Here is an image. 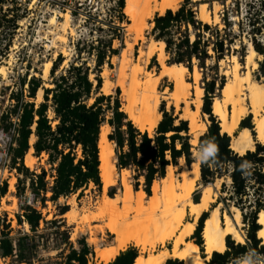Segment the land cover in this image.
<instances>
[{
    "label": "trees",
    "instance_id": "obj_1",
    "mask_svg": "<svg viewBox=\"0 0 264 264\" xmlns=\"http://www.w3.org/2000/svg\"><path fill=\"white\" fill-rule=\"evenodd\" d=\"M18 9V0H0L2 39L10 36L17 28ZM259 9L260 12L252 14L249 10L247 25L250 29L246 35L250 36L249 43L255 54L260 57L255 79L262 78L264 84V16L261 14L264 10V0H260ZM112 12L114 15L108 17L106 37L98 38L96 44L91 45L96 70L94 84L89 81L86 68L71 64L64 74L52 81L51 89H42V102L37 107L24 101L21 95L15 97L12 113L14 116L18 115V124L15 147L11 149V168L23 177L18 180L17 189L28 179V189L34 201H39L41 205L46 201V192L50 193L48 200L55 203L61 197L81 191L89 183L100 188L97 141L99 129L103 124H107L111 129L107 138L115 146L117 169L134 171L135 179L141 175L147 196L150 195L152 182L164 177L166 166L176 167L180 159L187 167L194 163L188 123L174 116L172 108L168 113L161 103V118L153 137L149 138L146 132H139L121 111L118 89L114 97L99 93L100 68L105 63L110 67V58L118 54L117 50L111 48V44L114 40L122 41L121 24L126 22L124 0H115V9ZM223 22L224 28L218 30L199 21L189 6V0H184L177 10H166L162 15L154 16L150 35L155 42L164 44V53L168 57L167 65L182 64L191 71L194 60L202 70L201 112L208 116L209 125L197 139L196 149L200 153L199 182L206 186L216 179L227 178L230 182L229 190L224 183L221 184L220 190L226 195L220 198V201L223 205L230 204L239 210L242 222L247 227L246 244H235L231 237L227 236L224 252H212L206 264H238L241 261L257 264L253 258L264 260V245L256 237L260 228L256 223L257 214L264 210V145L256 143L253 151H246L243 155L236 154L230 148V137L220 132L219 123L211 113L212 100L224 85V78L217 75V64L225 55L236 52L232 45L239 37L232 31L228 22ZM98 30L103 29L98 27ZM154 60L153 57L152 61ZM206 61H213V66H206ZM57 65L58 62L52 64V75ZM206 75H209V80ZM40 86L39 79L31 78L28 82L27 98L33 99ZM49 107L56 121L53 128L46 116ZM243 128H253L251 115L240 121L239 129ZM31 135L35 138L32 145L35 155L45 153L49 164L55 165V175L50 188L45 181L44 171L39 175L27 177L29 173L22 165L24 155L29 149L28 140ZM76 150L80 153L79 157L75 154ZM23 189L24 186L18 190V196L22 195ZM5 194L6 184L3 183L0 187V198ZM112 195L111 193L110 197ZM198 195V192L194 193L193 203H198ZM66 211L67 207L61 209L59 215ZM21 212L17 223H25L30 233L34 234L43 219L41 213L29 205H24ZM206 218V212L200 215L190 238L200 252L203 251L201 230ZM2 227L0 257H15L16 263L28 264L37 247L33 237L22 234L13 240L9 236L10 226L2 224ZM90 257H93L90 247L85 241H80L77 249L69 247L61 264H88ZM137 257V249L131 246L120 251L106 264H133ZM163 264L182 263L176 259H167Z\"/></svg>",
    "mask_w": 264,
    "mask_h": 264
},
{
    "label": "rangeland",
    "instance_id": "obj_2",
    "mask_svg": "<svg viewBox=\"0 0 264 264\" xmlns=\"http://www.w3.org/2000/svg\"><path fill=\"white\" fill-rule=\"evenodd\" d=\"M183 1L184 0H176L172 6V9L170 10H177L183 4ZM18 2L19 9L17 10V15L19 16V19L17 21V28L10 36H7L4 39L0 37V70L2 69L3 71L0 73V130L5 133L10 132L13 128L12 121H14L15 116L12 113V110L13 106L15 105V97L21 95L24 101L33 103L35 107H37L42 102V89H51L52 81L64 74L66 69L71 64L73 66H82L84 69L86 68L88 70V79L94 84L96 70L94 51L91 49V45H95L98 38L106 37V28L109 23L108 17L114 15L112 10L115 9V0H18ZM189 6L192 8L196 18L199 21L207 23L212 27H216L218 30H222L224 28L223 21H226L230 24L232 31L239 36L235 39V42L232 45V49H234L236 52H230L228 55H225L223 60L217 64V75L224 78V83H226L231 77L232 67L234 65L232 60L235 57L234 62H237V64H235L237 65L236 67L239 74L244 75L245 72H248L251 81L262 84V78L259 80L255 79L257 67L253 69L251 65L252 62L257 64V62L260 61V57L253 56L250 59V62L247 61V57L249 56L247 46L250 44V36L246 35L250 29V27L247 25L249 10L250 14L260 12V0H189ZM201 13L203 20H200ZM261 14L264 16V10H262ZM155 15L156 14H154L148 21L149 24H151V27H145L138 35L133 30H128L130 21L129 18L124 15L126 22L121 24L122 41L120 42L114 40L111 44V48L117 50L118 54L110 58V67H108V65L105 63L100 68L99 77L101 79V86L103 80L110 84L108 94H103L101 88L99 93L105 96L111 95L114 97L116 95V90L118 89V98L121 110L123 108L124 101L120 87H118V83H116L119 79L118 76H120L118 69L120 68L119 60L121 59V54L123 53L125 55L126 59L124 62L131 61L129 62V66L133 67V63L135 62L138 52L144 50L150 51V58L147 64L143 66V71L145 73H143L141 76L142 81L150 77L153 78L160 69V63L156 59L159 52V45L153 43L154 40L150 35L153 26L152 20ZM51 19L53 20L52 22L50 21ZM98 27L102 28L103 30H98ZM153 57L155 58L154 61H152ZM167 59L168 57L164 53V64H167ZM47 62L51 63V66L46 77H43L44 66L47 64ZM54 62H58V65L52 75L51 68ZM206 66H213V61H206ZM194 70L199 76L195 82L193 80ZM186 71L185 80L188 84V89L186 91L184 100H179L177 104H175L173 99L169 96V92L172 91L173 84L167 78L160 80L157 86V91L158 94H160V103L158 109H160V105L163 103L164 110L166 112L169 113L170 109L172 108L174 116H177L178 119L187 121L188 123V117L192 115V112L195 111V103L193 101L194 88L196 86V88L201 89L203 97V81L202 70L198 68L196 61H192L191 71ZM104 76L107 79H105ZM206 76L207 80H209V75ZM31 78L39 79L41 81V86L36 91L33 99L27 98L28 82ZM38 91L41 92V99H39L40 101L37 99ZM219 98L220 92L217 91L216 96L213 99ZM88 102L91 103V100ZM244 102L246 105L248 104L247 99ZM201 107L199 109L200 113L196 118V122L198 125L204 124L207 129L209 125L208 116L202 114ZM46 116L51 122V127L53 128L56 124V121L53 119L54 116L50 107L47 110ZM215 119L217 121L216 117ZM154 132L155 129L151 133L146 132V134L149 138H152ZM237 132L238 131L236 130L235 134ZM110 133L111 129L109 127L107 137ZM252 135H254V133ZM230 139L232 138L230 137ZM15 140L16 137H14V141ZM34 141L35 138L32 143L29 144L28 140L29 148H32ZM255 144L256 143H254V145ZM191 147L193 162L198 159L199 164L200 153L196 149L197 145L195 147ZM12 148L10 147L9 149V162L0 166V187L3 183L6 184V194L0 198V231H3L2 224L3 226L8 224L11 229V233L9 235L11 239L15 240L16 237L22 234H27L28 236L33 237V241L37 247L35 249L34 257L28 264H61L63 257L68 252L69 247L72 246L74 249H77L78 243L80 241H85L93 253V257H90L88 264H98L97 260L95 259L94 247L89 243V235L86 231V225H84L82 219L85 215L88 216L90 213L91 215L99 213V211L96 209V206L98 207L99 204L102 186H100L98 189L92 183H89L81 191L71 194L68 197H61L55 203H52L48 200L50 193L46 192V201L44 202V205H41L39 201H34L33 195L28 189V179L25 181L21 180L23 181V184L19 185L17 189L18 180L23 179V177L18 174L15 169L11 168L10 159ZM113 151L115 156V173L116 176H118L122 169L120 170L116 167L114 144ZM75 154L77 157L80 155L78 150L75 151ZM31 156L35 159V165L33 168L29 169L24 165V158L22 161L23 167L26 168L29 173L27 177L39 175L41 171H44L46 174L45 181L50 188L53 184V178L55 175V165L49 164L47 155L45 153L35 155V153L32 152ZM124 170L127 171L125 173V181L131 186L132 190L134 191V186H136L135 191L144 192L143 177L139 175L135 179L136 173L134 171L130 169ZM181 170L182 168L179 164V161L176 167L172 166L173 176L176 182L181 181ZM158 180L159 179H156L155 181L158 183ZM9 182H12V192L8 191ZM222 183H224L227 190H229L230 182L225 177L216 179L213 181V183L206 185L210 202L208 203L207 211L211 210L212 208H217L221 219H223V216L226 215L230 222L236 227L237 225L235 224L234 219L235 211L233 207L230 204L223 205L220 201V198L226 195L225 192H221L220 190ZM22 186H24L23 193L21 196H18V190ZM204 187L205 186L201 185L198 180L196 182L195 189L191 194V199H193L194 193L198 192L199 200ZM121 191L122 186L118 181L114 184V186L109 187L105 194L110 197V194L112 193L113 195L110 198H118L119 201L121 198ZM119 203L117 204V209L119 211L116 210L118 213L116 212L115 216H113L115 218L113 219L116 221L119 220L120 216L124 212L127 211L129 213V211H132L134 208L132 201L124 203L122 202L123 204L121 202ZM24 205H29L35 210L39 211L43 218L42 221L39 222L37 231L34 234L30 233L29 227L25 223H17V217L22 215L21 209ZM65 207H67V211L64 214L68 213V211H74L73 213L77 211L79 214L76 212V215H74V217L69 221L68 216L66 217L64 214L59 215V211ZM87 208L89 209V214H84L83 211H85ZM146 209L148 211L151 210L156 212L159 208L158 206L148 207L146 205ZM77 215H79V218H76ZM106 219L107 218H105L103 223L92 224L98 226L102 225L104 222H107ZM190 221L191 218L186 215V217L183 218L182 223ZM180 227L177 228V231ZM236 229L242 236V242L238 244H246L247 227L242 222L241 213L240 224L236 227ZM192 234L187 239L188 241H192L190 239ZM112 241L113 236L106 234L105 243H103L102 246H106L107 244L112 243ZM234 243L236 244L235 241ZM171 245V240H167L163 245H156L153 249L145 248L142 250L140 246H134L132 244L127 245V247H135L138 251V256L146 257L152 254H157L159 251L164 249L169 250ZM253 260L257 264H264V260L258 257L253 258ZM0 264L18 263H16L15 257H0ZM204 264H206V262Z\"/></svg>",
    "mask_w": 264,
    "mask_h": 264
},
{
    "label": "bare ground",
    "instance_id": "obj_3",
    "mask_svg": "<svg viewBox=\"0 0 264 264\" xmlns=\"http://www.w3.org/2000/svg\"><path fill=\"white\" fill-rule=\"evenodd\" d=\"M175 1L124 0L126 15L130 21L128 30H133L138 35L145 27H151L148 21L152 16L154 14L162 15L166 10L172 9ZM200 16V20H203L202 13ZM50 21L52 22L53 20L51 19ZM153 43L159 45L156 59L160 63V69L153 78L141 80V76L145 73L143 66L147 64L150 58L151 53L149 50L138 52L133 67L129 66L131 61L124 62L126 58L122 53L119 60L120 68H117L120 76H118L119 79L116 83L120 87L124 101L121 111L141 133H151L161 118L158 109L160 94L157 91V86L161 79L167 78L173 84L169 96L175 104L179 100L185 99L188 89V84L185 80L187 69L182 64H164V44L155 41ZM247 49L249 52L247 61L250 62L253 56L259 57L253 51L251 45L248 44ZM234 58L232 60L234 65L231 77L219 91L220 98L212 100L211 113L217 118L220 132L232 138L230 141L231 150L238 155H242L246 150L252 151L254 143L264 145V84L251 81L248 72L240 75ZM251 65L253 69L257 67L255 62H252ZM50 66L51 63L47 62L45 64L43 77L48 74ZM2 72L1 69L0 73ZM198 77L197 72L194 70V82ZM105 79L107 78L105 77ZM109 84L103 80L101 86L103 94H108ZM193 92L195 111L188 117V135L190 136V145L195 147L198 137L204 133L206 126L204 124L198 125L196 122L202 105V90L195 86ZM37 99H41L40 91L37 92ZM246 99L248 100L247 105L244 102ZM247 115L252 116V130L247 128L239 129L240 121ZM108 129L109 126L107 124L100 127L97 141L98 173L102 186L99 204L98 207L96 206L99 213L91 215L87 208L83 212L91 216L85 215L82 219L89 235V243L94 247L95 259L98 264H106L112 261L129 244L140 246L142 250L145 248L153 249L156 245H163L167 240H171L172 244L169 250L164 249L157 254L146 257L138 256L133 264H163L167 259H176L182 264H204L208 261L212 252H224L225 238L227 236H230L236 243L242 242V236L236 229L240 224L239 210L233 207L236 227L226 215L221 219L217 208L207 211L208 203H210L208 191L206 190L207 186L202 189L198 203H193L191 194L195 189L196 182L199 180L198 159L190 167H187L182 159L179 160L182 168L180 182L175 181L172 166H166L164 177L159 179L158 183L155 180L152 182L150 187L151 194L146 196L143 191H133L131 186L126 183V170L122 169L121 173L116 176L113 143L107 138ZM236 130L238 132L235 134ZM252 132L254 135L251 134ZM33 140L34 136L31 135L29 144ZM32 152L33 150L30 147L24 156V165L29 169L35 165V159L31 156ZM118 181L122 186L119 201L118 198H110L105 194L106 190L114 186ZM8 191H13L12 182H9ZM130 201L134 204L132 211L129 209L131 212L129 211L128 213L126 211L120 216L119 220H114L113 216L119 211L117 204ZM146 205L148 207L158 206L159 211H148ZM71 212L68 211V213L64 214L66 217L68 216L69 221L76 215L77 211L75 213H73L74 211ZM204 212H207V218L203 222L201 230L203 251L200 252L193 241H188L187 239L193 233L198 218ZM186 215L191 218V221L182 223ZM78 216L75 217L79 218ZM105 218H107V222L102 225L92 224L103 223ZM256 223L260 227L256 232V237L264 245V210L257 214ZM178 227L180 228L177 231ZM106 234L113 236V241L106 246H102L105 243ZM238 264L249 263L241 261Z\"/></svg>",
    "mask_w": 264,
    "mask_h": 264
},
{
    "label": "built area",
    "instance_id": "obj_4",
    "mask_svg": "<svg viewBox=\"0 0 264 264\" xmlns=\"http://www.w3.org/2000/svg\"><path fill=\"white\" fill-rule=\"evenodd\" d=\"M13 122V128L10 132H3L0 130V166L5 165L9 162V149L14 147L15 141L14 137L17 138V124H18V115H15ZM1 239V231H0Z\"/></svg>",
    "mask_w": 264,
    "mask_h": 264
},
{
    "label": "crops",
    "instance_id": "obj_5",
    "mask_svg": "<svg viewBox=\"0 0 264 264\" xmlns=\"http://www.w3.org/2000/svg\"><path fill=\"white\" fill-rule=\"evenodd\" d=\"M207 213V212H206ZM198 222V221H197ZM197 225V224H196ZM179 261V260H178ZM208 261H206V263H207Z\"/></svg>",
    "mask_w": 264,
    "mask_h": 264
},
{
    "label": "water",
    "instance_id": "obj_6",
    "mask_svg": "<svg viewBox=\"0 0 264 264\" xmlns=\"http://www.w3.org/2000/svg\"><path fill=\"white\" fill-rule=\"evenodd\" d=\"M254 150V149H253Z\"/></svg>",
    "mask_w": 264,
    "mask_h": 264
}]
</instances>
